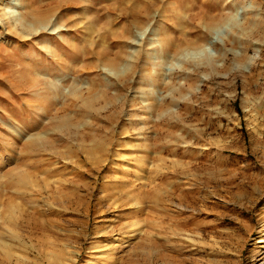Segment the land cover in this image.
<instances>
[{"label":"rangeland","instance_id":"1","mask_svg":"<svg viewBox=\"0 0 264 264\" xmlns=\"http://www.w3.org/2000/svg\"><path fill=\"white\" fill-rule=\"evenodd\" d=\"M9 2L0 264H264V0Z\"/></svg>","mask_w":264,"mask_h":264},{"label":"bare ground","instance_id":"2","mask_svg":"<svg viewBox=\"0 0 264 264\" xmlns=\"http://www.w3.org/2000/svg\"><path fill=\"white\" fill-rule=\"evenodd\" d=\"M10 0H0V26L1 27H6V28H9L11 29L10 32H17L18 31V25H19V22H18V17L17 15L15 14V12H12L10 10V7H8V5L10 4L9 2ZM12 5V4H11ZM35 11V10H34ZM38 12V11H37ZM32 12H30V14H32ZM29 14V15H30ZM36 14V13H34ZM34 14L32 15L34 17ZM38 15V13H37ZM36 16V15H35ZM32 17V18H33ZM38 17V16H37ZM23 18V17H22ZM26 18V17H25ZM40 19V17H39ZM32 23V22H31ZM39 30V29H38ZM49 30V29H48ZM47 30V31H48ZM54 31V29H53ZM36 32H39V31H36ZM59 32V31H58ZM57 32V33H58ZM18 34L20 35H23V33L21 32H18ZM51 34V33H50ZM55 34V33H54ZM258 243H264L263 240H259Z\"/></svg>","mask_w":264,"mask_h":264}]
</instances>
